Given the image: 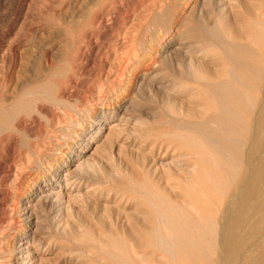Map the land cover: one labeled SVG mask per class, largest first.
I'll return each mask as SVG.
<instances>
[{
    "label": "rangeland",
    "instance_id": "rangeland-1",
    "mask_svg": "<svg viewBox=\"0 0 264 264\" xmlns=\"http://www.w3.org/2000/svg\"><path fill=\"white\" fill-rule=\"evenodd\" d=\"M202 1L0 0V111L31 93L5 115L10 130L0 134V264H15L4 252L33 231L19 221L28 203L20 200L32 187L28 204L45 237L34 264L172 261L145 243L165 232L159 212L193 202L187 175L196 174V162L187 137L216 112L209 86L230 69L231 54H218L210 38L218 0ZM222 3L230 6V30L218 25L224 45L264 55L251 41L264 24V0ZM205 47L212 52L196 51ZM194 59L200 63L188 70ZM197 64L220 78H185ZM68 117L77 120L74 128ZM65 128L79 137L57 134ZM32 155L48 171L70 165L74 184H61L70 197H39L47 175L36 171Z\"/></svg>",
    "mask_w": 264,
    "mask_h": 264
},
{
    "label": "bare ground",
    "instance_id": "bare-ground-1",
    "mask_svg": "<svg viewBox=\"0 0 264 264\" xmlns=\"http://www.w3.org/2000/svg\"><path fill=\"white\" fill-rule=\"evenodd\" d=\"M222 2L218 0L220 14L217 23L213 25L214 30L212 28L210 31V38L215 42L218 54H231L226 60L230 69L225 72L224 79L209 86L207 95L216 100L209 108L216 112L197 126L196 137H187L190 156L196 162V174L187 175L192 184L188 189L193 202L186 209L179 208L172 213L159 212V223L164 225L165 232L155 233L157 239L145 243V247L152 246L170 256L172 261L166 264H211L215 257L212 264H264V93L261 95V91L264 92V55L259 56L258 51L249 45H224L220 33L222 29L226 31L230 28V23L227 24L230 6ZM234 32L242 34L243 28H235ZM251 41L256 46L260 44L264 51V24L259 25ZM196 51L207 54L211 50L205 47ZM132 57L137 59L136 52H133ZM194 60H190L188 70L200 63ZM200 65L197 64L196 70L192 69L184 77L204 78L208 73V78H220L219 73H210L209 68ZM256 66L263 67V70H256ZM27 96L30 97L31 93L16 99L19 101L15 100L17 104L11 105L14 110L11 107L2 108L0 134L10 130L5 126L9 122L5 120V115L8 113L11 117L13 111L25 104L24 98ZM68 120L69 126L74 128L77 120L70 117ZM94 120L99 127L104 123L101 118L96 117ZM211 122L217 127L209 128ZM69 128L60 129L57 134L65 133ZM74 134L79 137L77 133ZM56 145L61 146L59 143ZM76 158L79 159L78 156ZM33 159V163L38 166L36 171L47 175L44 180L41 178L47 189L43 188L39 197H57L60 201L65 196L70 197L71 192L65 194L61 190L62 183L66 188L74 184L71 183L73 171L65 170L70 165L58 162L48 171L43 166L45 161L42 158L33 156ZM76 169L78 171L79 168L76 166L74 172ZM33 193L32 187L20 203L24 200L30 203ZM28 203L22 209L24 213L20 215L19 221L27 224L28 228L34 226L33 231L19 235L15 242L16 249L4 252L7 257L14 258L15 264H25L24 261L34 264L39 261L37 254L45 239L40 221L33 219V207Z\"/></svg>",
    "mask_w": 264,
    "mask_h": 264
}]
</instances>
